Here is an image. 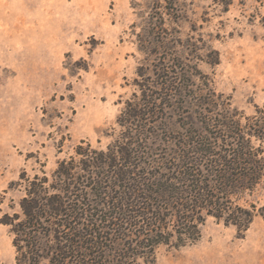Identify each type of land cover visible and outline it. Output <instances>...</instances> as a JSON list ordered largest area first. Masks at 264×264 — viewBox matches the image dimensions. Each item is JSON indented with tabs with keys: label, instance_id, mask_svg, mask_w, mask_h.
Segmentation results:
<instances>
[{
	"label": "rangeland",
	"instance_id": "rangeland-1",
	"mask_svg": "<svg viewBox=\"0 0 264 264\" xmlns=\"http://www.w3.org/2000/svg\"><path fill=\"white\" fill-rule=\"evenodd\" d=\"M159 75H186L190 99L211 90L207 102L264 127V0H0V219L20 212L23 173L51 178L80 144L106 150L126 130L127 104H141L139 85L177 108L163 117L186 122ZM147 127L169 136L165 148L176 134ZM253 143L264 156V140ZM238 202L257 208L246 231L209 217L197 242L138 264H264V176ZM13 240L0 223V264H17Z\"/></svg>",
	"mask_w": 264,
	"mask_h": 264
},
{
	"label": "trees",
	"instance_id": "trees-1",
	"mask_svg": "<svg viewBox=\"0 0 264 264\" xmlns=\"http://www.w3.org/2000/svg\"><path fill=\"white\" fill-rule=\"evenodd\" d=\"M158 77L166 102L188 110L186 122L163 117L167 107L173 114L177 108L139 85L141 104H127L118 118L126 130L106 150L80 144L51 178L23 173L20 212L0 219L11 227L17 264L152 263L160 246L197 242L209 217L240 232L250 227L257 208L238 199L264 176L263 150L253 143L264 140L262 121L242 125L220 101L207 102L211 90L190 99L186 75ZM152 123L177 127L168 148L169 136L159 139Z\"/></svg>",
	"mask_w": 264,
	"mask_h": 264
}]
</instances>
